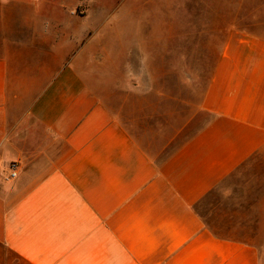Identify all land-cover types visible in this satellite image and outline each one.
Instances as JSON below:
<instances>
[{
	"label": "crops",
	"instance_id": "obj_1",
	"mask_svg": "<svg viewBox=\"0 0 264 264\" xmlns=\"http://www.w3.org/2000/svg\"><path fill=\"white\" fill-rule=\"evenodd\" d=\"M109 9L0 0V264H264V194L233 220L206 204L264 164V40L225 42L179 118L172 97L99 94Z\"/></svg>",
	"mask_w": 264,
	"mask_h": 264
},
{
	"label": "rangeland",
	"instance_id": "obj_2",
	"mask_svg": "<svg viewBox=\"0 0 264 264\" xmlns=\"http://www.w3.org/2000/svg\"><path fill=\"white\" fill-rule=\"evenodd\" d=\"M103 1L112 5L110 16L120 23L117 39L105 47L107 55L97 57L93 73L99 94L132 95L140 88L172 97L162 107L175 108L179 118L197 110L225 42L245 35L264 40V0ZM254 161L207 198L208 209H214L211 220L257 211L264 164ZM0 255H5L1 249Z\"/></svg>",
	"mask_w": 264,
	"mask_h": 264
},
{
	"label": "built area",
	"instance_id": "obj_3",
	"mask_svg": "<svg viewBox=\"0 0 264 264\" xmlns=\"http://www.w3.org/2000/svg\"><path fill=\"white\" fill-rule=\"evenodd\" d=\"M17 170H18L17 163L15 162L11 163L9 171L5 174V179L6 180L14 179L17 176Z\"/></svg>",
	"mask_w": 264,
	"mask_h": 264
}]
</instances>
